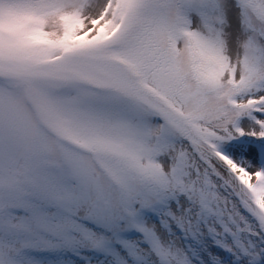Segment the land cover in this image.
I'll return each mask as SVG.
<instances>
[{"label":"snow or ice","instance_id":"1","mask_svg":"<svg viewBox=\"0 0 264 264\" xmlns=\"http://www.w3.org/2000/svg\"><path fill=\"white\" fill-rule=\"evenodd\" d=\"M0 264H264V0H0Z\"/></svg>","mask_w":264,"mask_h":264}]
</instances>
